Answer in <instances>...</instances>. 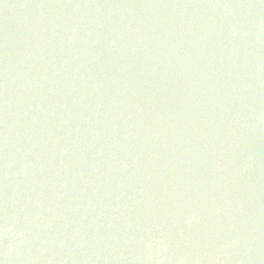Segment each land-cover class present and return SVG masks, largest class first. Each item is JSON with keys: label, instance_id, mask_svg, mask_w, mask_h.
Here are the masks:
<instances>
[{"label": "water", "instance_id": "95a60500", "mask_svg": "<svg viewBox=\"0 0 264 264\" xmlns=\"http://www.w3.org/2000/svg\"><path fill=\"white\" fill-rule=\"evenodd\" d=\"M3 264H264V0H0Z\"/></svg>", "mask_w": 264, "mask_h": 264}, {"label": "snow or ice", "instance_id": "6c2138e0", "mask_svg": "<svg viewBox=\"0 0 264 264\" xmlns=\"http://www.w3.org/2000/svg\"><path fill=\"white\" fill-rule=\"evenodd\" d=\"M0 264H3V261H0Z\"/></svg>", "mask_w": 264, "mask_h": 264}]
</instances>
